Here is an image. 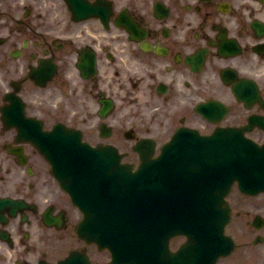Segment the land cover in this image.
<instances>
[{
  "label": "flooded vegetation",
  "instance_id": "af4514ba",
  "mask_svg": "<svg viewBox=\"0 0 264 264\" xmlns=\"http://www.w3.org/2000/svg\"><path fill=\"white\" fill-rule=\"evenodd\" d=\"M208 100L223 118L199 114ZM21 112L118 149L146 136L159 149L184 125L263 143L264 0H0V264L71 250L99 264L46 161L21 141ZM230 202L233 246L215 264H264V195Z\"/></svg>",
  "mask_w": 264,
  "mask_h": 264
},
{
  "label": "water",
  "instance_id": "95a60500",
  "mask_svg": "<svg viewBox=\"0 0 264 264\" xmlns=\"http://www.w3.org/2000/svg\"><path fill=\"white\" fill-rule=\"evenodd\" d=\"M149 152H148V154H142V158H148L149 157ZM238 155H237V153H236V151H234V150H230V157H231V159L232 158H236ZM236 172H235V170L234 169H230L229 170V173H227V182H229L230 180H232V178L234 177V174H235ZM142 188V187H141ZM188 246H191V241H190V243H188Z\"/></svg>",
  "mask_w": 264,
  "mask_h": 264
},
{
  "label": "rangeland",
  "instance_id": "374dc122",
  "mask_svg": "<svg viewBox=\"0 0 264 264\" xmlns=\"http://www.w3.org/2000/svg\"><path fill=\"white\" fill-rule=\"evenodd\" d=\"M126 155H128V157H130V159H133V158H135V153L133 152V151H128L127 153H126Z\"/></svg>",
  "mask_w": 264,
  "mask_h": 264
}]
</instances>
